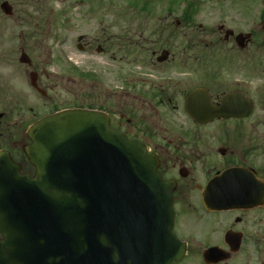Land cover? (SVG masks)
I'll list each match as a JSON object with an SVG mask.
<instances>
[{"label": "flooded vegetation", "instance_id": "1", "mask_svg": "<svg viewBox=\"0 0 264 264\" xmlns=\"http://www.w3.org/2000/svg\"><path fill=\"white\" fill-rule=\"evenodd\" d=\"M105 1L78 3L99 16ZM209 4L210 27L198 23ZM112 15L109 27L76 39L113 67L96 86L82 80L81 102L59 105L50 93L62 87L42 74L31 96L52 100L50 110L101 112L159 159L173 190L175 248H186L174 264H264V0H131ZM0 115V152L34 174L25 147L40 112L27 126L10 125V110Z\"/></svg>", "mask_w": 264, "mask_h": 264}, {"label": "water", "instance_id": "2", "mask_svg": "<svg viewBox=\"0 0 264 264\" xmlns=\"http://www.w3.org/2000/svg\"><path fill=\"white\" fill-rule=\"evenodd\" d=\"M1 8L13 15L8 3ZM20 62L32 66L25 53ZM30 76L35 85L36 73ZM28 136L32 144L25 152L38 170L35 177L21 174L11 159L6 168L16 177L0 186V264H119L118 216L129 222L148 205L155 213L164 205L165 227L168 213L173 226L172 193L158 173V160L113 130L108 118L64 112L33 125ZM182 256L166 244L159 256L133 260L172 264Z\"/></svg>", "mask_w": 264, "mask_h": 264}, {"label": "rangeland", "instance_id": "3", "mask_svg": "<svg viewBox=\"0 0 264 264\" xmlns=\"http://www.w3.org/2000/svg\"><path fill=\"white\" fill-rule=\"evenodd\" d=\"M37 1L28 2L24 6L15 3L16 0H11L15 7L14 18L8 19L3 16L0 19V112L10 110V125L14 124V119L21 118V121H24L22 123L27 126V121H30L29 118H32L35 112L43 114L52 104V100L45 101L42 97L35 100L31 96L30 88L28 89L30 87L28 74L33 69L19 63L21 51L25 50L31 57L35 64L34 69L44 76V81L48 76L51 85L59 84L62 87L54 94L50 93L51 96L57 97L58 103L68 105L76 99L81 102L83 84L70 68L75 67L79 72L91 73L97 78L96 81H99L103 71H109L113 67L109 61L96 54L95 50L79 51L75 45L76 39L84 33L95 32L94 29L99 27L100 22L109 27L112 13L128 11L131 2L106 0L103 8L98 10L101 14L97 16L88 13L87 6L79 4V0ZM91 7L90 11H93V6ZM202 11L204 14L200 15L198 23L210 27L212 22L208 15L210 4ZM98 17L100 20H97ZM89 81V85L96 86ZM64 86L71 92L63 91ZM24 97L26 109L18 118L17 109ZM38 99L40 103L45 102L48 108L39 104ZM10 132H13L12 126Z\"/></svg>", "mask_w": 264, "mask_h": 264}]
</instances>
